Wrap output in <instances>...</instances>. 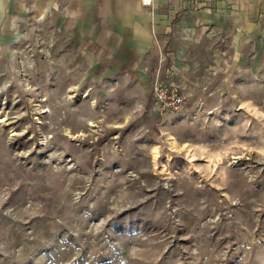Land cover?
<instances>
[{
	"label": "rangeland",
	"instance_id": "obj_1",
	"mask_svg": "<svg viewBox=\"0 0 264 264\" xmlns=\"http://www.w3.org/2000/svg\"><path fill=\"white\" fill-rule=\"evenodd\" d=\"M4 1L0 264H264V8L108 54L62 0Z\"/></svg>",
	"mask_w": 264,
	"mask_h": 264
},
{
	"label": "crops",
	"instance_id": "obj_2",
	"mask_svg": "<svg viewBox=\"0 0 264 264\" xmlns=\"http://www.w3.org/2000/svg\"><path fill=\"white\" fill-rule=\"evenodd\" d=\"M234 12L245 20L247 13L263 10L264 0H231ZM230 0H62L76 15L79 37L106 49L108 54H147L161 48L174 20L187 11L209 13L227 10ZM7 3L0 0V7ZM192 9V10H191ZM194 9V10H193ZM198 15V14H197ZM158 49V50H157Z\"/></svg>",
	"mask_w": 264,
	"mask_h": 264
},
{
	"label": "built area",
	"instance_id": "obj_3",
	"mask_svg": "<svg viewBox=\"0 0 264 264\" xmlns=\"http://www.w3.org/2000/svg\"><path fill=\"white\" fill-rule=\"evenodd\" d=\"M151 0H143L144 3L148 4ZM156 100L160 106H166L168 108H181L183 105V98L179 95L174 88L171 90L159 89L156 92Z\"/></svg>",
	"mask_w": 264,
	"mask_h": 264
}]
</instances>
